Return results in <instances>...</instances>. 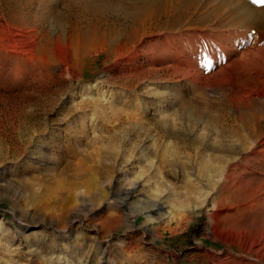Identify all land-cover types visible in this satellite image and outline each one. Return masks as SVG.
Returning <instances> with one entry per match:
<instances>
[{"label":"rangeland","instance_id":"1","mask_svg":"<svg viewBox=\"0 0 264 264\" xmlns=\"http://www.w3.org/2000/svg\"><path fill=\"white\" fill-rule=\"evenodd\" d=\"M111 1L136 19L115 12L117 39L81 52L72 41L88 14L77 2L0 0L1 24L37 15L44 45L38 79L0 58V264H264V116L255 123L260 153L227 180L223 170L207 176L199 165L206 152L214 157L208 164L223 169L220 134L247 99L264 101V70L253 60L264 20L214 11L208 0L147 8ZM246 1L264 8V0ZM24 113L37 120L20 125ZM163 126L216 142L197 150L193 142L163 164L165 144L182 143L161 135ZM109 144L119 150L114 159ZM148 146L157 150L151 166ZM182 163L197 191L183 185ZM132 183L140 199L164 201L165 220L156 224L139 208L127 213L113 200Z\"/></svg>","mask_w":264,"mask_h":264},{"label":"bare ground","instance_id":"2","mask_svg":"<svg viewBox=\"0 0 264 264\" xmlns=\"http://www.w3.org/2000/svg\"><path fill=\"white\" fill-rule=\"evenodd\" d=\"M70 1L77 2V4L81 6L80 8H82L81 12L88 14V18H86V25L83 26L84 28L76 32V37L74 41H72L74 42L73 46L81 52H86L93 46L95 47L99 44H105L108 42L111 43L113 42V40L117 39V35H113L111 33L112 27L109 24V18L114 15L115 12L123 14V16L125 15V17L129 19V21H133L136 19L134 10L132 12L126 11L122 7L117 5L118 3H113L111 0ZM158 1L159 0H141L140 4L138 2H135L133 5L136 6L138 4V6L140 5V7L142 8H147ZM183 1L184 3H189L192 5V3H195L196 0ZM208 2L212 4V6H214V11H216L215 7H222L224 10H228L231 13H234L235 16L240 17L239 19L243 18L244 21H248L250 19L264 20V8L257 9L251 6L246 0H208ZM214 11L212 10V12ZM0 25H2L7 30V33L4 36L0 35V58H8L11 61L13 58L15 64H21L22 66H24L25 71L32 76V78L38 79L40 77L39 70H41L38 62L40 57L39 52H41V50L44 48V45L40 44L39 41V35L41 31V23L39 22V17L37 15H34L30 22L25 21L22 25L9 24L8 22H6L4 25L0 22ZM131 49H133V47H131ZM120 51L122 52V49H120ZM137 51L138 50H136L135 53L129 55L127 57V60H132L136 56ZM254 52L255 55H253V60L257 61V64L260 62V68L261 70H264V46H261V48H257ZM246 102L247 109L239 110L235 117L236 123L232 124V128L225 129V133L220 134L221 138L217 141L219 146L224 151V168L222 169L219 166L209 165V158L214 159V157H208L207 159V156L205 155L207 154L206 152L199 153V156L202 157L199 162L200 169L205 175L209 176V172L215 173L223 170L222 176L227 180L229 174L240 162H246L247 160L260 153V150L256 149V142L261 137L260 134L256 132L255 123L264 116V101L263 99H257L256 97L253 100L247 99ZM183 110L185 111V107H183ZM112 111L113 112L111 113V118L113 120H119L122 111L121 108L117 107ZM194 111H196V109H194ZM194 115L195 116L193 117V120H196V112H194ZM21 118L22 119L20 125L22 126H27L28 123L37 120V116L34 113H24ZM141 130L143 133H148V130L146 128H143ZM158 131H160L161 135L165 134V136L167 137H175L178 138L179 141H182V143H173L174 149H169V146L165 144V148H163L162 152L159 153L160 161L163 164L167 165H172L174 160H176L177 157L181 156L179 154L181 148L186 146L189 147L191 143L192 145H194L193 142L198 143V145L195 144L194 146H192V148H196V150L198 148L200 149V147H203L205 149H212L216 142L209 139V135L206 134V136L202 138L198 137L197 135L189 137L187 134L178 133L171 126L159 127ZM116 134L117 133H112L107 137L120 140L121 137H118ZM231 135H234V138H232ZM155 144L156 142H154V145ZM108 146H110L107 147V152L110 155L109 157L114 159L113 156L119 154V150L117 149L115 144H109ZM147 148L149 154L146 153L145 155L147 162L151 166L153 164L152 155L154 153L157 154V150H155V147L153 146H148ZM178 148H180V150ZM67 151H69V153L71 152L73 155H76L78 152L73 148H67ZM261 154H264V151H262ZM101 164L104 165L102 161ZM181 167L184 170L182 181L183 185L187 188L186 190L191 189L197 191L196 188L190 185L187 181V172H185L187 168L186 164L182 163ZM104 169L108 170L107 164H105ZM136 187L137 184L132 183L131 186L113 191V200L117 202L120 207L127 208V213H130L133 209L139 208V210L144 209L146 217L151 221H154V223L156 224L165 220L168 217V211L166 209L164 201L159 197L140 199L135 193ZM185 202V200H180L178 202L179 206L185 205Z\"/></svg>","mask_w":264,"mask_h":264}]
</instances>
